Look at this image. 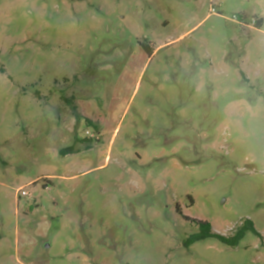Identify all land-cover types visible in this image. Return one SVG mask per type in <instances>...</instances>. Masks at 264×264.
<instances>
[{
	"label": "rangeland",
	"instance_id": "rangeland-1",
	"mask_svg": "<svg viewBox=\"0 0 264 264\" xmlns=\"http://www.w3.org/2000/svg\"><path fill=\"white\" fill-rule=\"evenodd\" d=\"M0 264H264V0H0Z\"/></svg>",
	"mask_w": 264,
	"mask_h": 264
},
{
	"label": "trees",
	"instance_id": "trees-1",
	"mask_svg": "<svg viewBox=\"0 0 264 264\" xmlns=\"http://www.w3.org/2000/svg\"><path fill=\"white\" fill-rule=\"evenodd\" d=\"M262 21L259 20L257 26H261ZM74 147H69L65 152L66 153H72L74 152ZM198 226H199V232L191 235L188 240L186 241L185 245L186 247L191 246L193 243L206 239V238H216L220 240L222 243L230 245V246H237L239 241L242 239L244 234L247 231H252L255 234L260 235V233L255 229L252 221L248 220L244 226L237 231V233L234 236H225L223 234L217 233L213 230L212 225L209 222H204L201 220H196Z\"/></svg>",
	"mask_w": 264,
	"mask_h": 264
},
{
	"label": "built area",
	"instance_id": "built-area-1",
	"mask_svg": "<svg viewBox=\"0 0 264 264\" xmlns=\"http://www.w3.org/2000/svg\"><path fill=\"white\" fill-rule=\"evenodd\" d=\"M212 12H215V9L214 8H212ZM22 194L27 195V193L25 191H23Z\"/></svg>",
	"mask_w": 264,
	"mask_h": 264
}]
</instances>
